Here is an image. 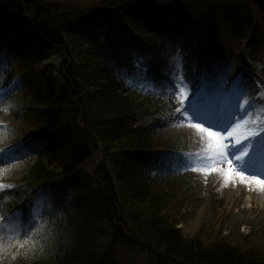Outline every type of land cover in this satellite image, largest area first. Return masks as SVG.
<instances>
[{"label":"trees","instance_id":"trees-1","mask_svg":"<svg viewBox=\"0 0 264 264\" xmlns=\"http://www.w3.org/2000/svg\"><path fill=\"white\" fill-rule=\"evenodd\" d=\"M177 1L109 0L97 9L0 0V25L14 34L11 66L36 105L14 111L31 126L8 145L21 144L23 155L0 157V171L22 168L0 191V264H117L114 241L124 239L150 247L148 264H264L262 243L242 250L235 241L205 244L181 234L175 206L181 211L184 182L170 168L187 145L155 143L158 118L178 102L179 79L193 99L205 73L219 78L232 66L223 28L234 39L239 30L248 34V56L264 75L254 16L264 0H197L199 12ZM178 53L187 56L176 60ZM53 54L60 61L40 68ZM98 153L95 184L90 176L71 179ZM42 189L50 197L37 217ZM16 211L23 232L8 238Z\"/></svg>","mask_w":264,"mask_h":264},{"label":"rangeland","instance_id":"rangeland-1","mask_svg":"<svg viewBox=\"0 0 264 264\" xmlns=\"http://www.w3.org/2000/svg\"><path fill=\"white\" fill-rule=\"evenodd\" d=\"M27 1H30L33 6L35 5L34 1H39L44 4L60 3L61 5H78L98 9L104 1L109 0ZM187 2L191 5L193 12L195 10L199 12L200 1L187 0ZM182 4H185L182 0L176 2L177 6ZM254 16L257 23V36L260 37L261 41L260 49L263 55L262 64L264 67V3H262V7L256 5ZM233 31L232 28L222 29V35L226 39V49L234 53L235 59L231 62L232 66L225 69L224 65L220 70L222 73L219 78H207L208 75H206L204 86L198 92L199 95L195 97L199 99L201 116L196 121L190 120L191 113L188 117H184L183 109L188 106L189 101L184 100L182 107L180 99H178L168 115L158 118V133L161 139L155 143L179 140L182 141L184 146L187 145L185 149L179 150L177 155L173 154L174 162L170 168L173 172L179 169L180 171L177 173L181 176H178V181L184 182L180 187L184 190V202L181 211H179L178 206H175L176 213L177 211L179 213L181 234L189 238L197 237L200 242L205 244L213 243L218 238L222 241H235L239 243L240 249L246 250L249 247H256L257 243L264 244L262 242L264 241V188L251 181L239 178H233L231 181L226 182L223 179V172L205 174L199 171V169L208 167L211 163L207 159L209 153L206 150V138L189 126L192 122L203 123L206 127L211 124L214 126V130L224 133L226 127L231 130L230 126L246 120L247 124L244 127L248 129L247 139L242 137L241 143L237 145L236 139L230 138L226 141L230 145L228 152L237 171L243 172L245 176H258L264 179V85L261 83L260 75L257 72L258 62L245 58L249 52L248 46L251 41L248 34L239 30V35L237 33V38L234 39ZM27 32L28 27L26 26L21 28L18 35L17 33L15 35L18 39ZM13 35L7 26L0 25V153L10 143L17 141V135L23 136L24 133L30 130L29 121H17L14 117V111L24 107L29 109L36 107L35 102L31 99L32 94H27V86L22 88L20 84L21 75L14 72L19 67H12L10 63V59L13 58V48L11 46V36ZM17 39L15 38V40ZM241 54L244 59H242ZM186 56L185 53H178L176 60ZM59 58L60 54H53L40 64V68L51 63V60L58 63ZM178 64L181 65V62ZM138 77H141L140 73ZM179 86V89L182 87L188 96L190 92L182 79H179ZM240 89H244V99L249 100V104L245 105L243 99H241L239 101L240 107H235L234 93ZM24 102L25 104L22 105L21 103ZM178 108H181L180 113L177 112ZM245 112H247V115H244ZM233 113H235V121L230 119ZM245 146H247L248 155L245 157L243 165H241L239 161L234 159L233 154L239 155L241 149ZM22 155V153L16 154L12 158L17 159ZM259 158H261L260 164L256 162V159L259 161ZM103 161L104 154L98 153L83 166L79 173L80 177L74 175L71 179L83 181L90 176L95 184L98 176L97 169ZM15 166L0 171V191L8 188L4 187L3 184L12 185L5 184V182H10L11 179L16 180L19 176V170L22 168L18 167L19 170L13 169ZM217 167L227 169L228 165L223 163L218 164ZM5 173L7 176H3ZM49 197L50 194L47 190H40L35 200V214H40L43 211ZM9 221L8 226L13 229L16 228L18 223L16 216H11ZM123 228L125 227L123 226ZM106 229L108 230L110 227ZM125 231L124 234H128V231ZM105 242L106 248H109L113 239L107 236ZM114 242L116 243L111 258L117 264L149 263L152 254L149 246L138 245L126 239Z\"/></svg>","mask_w":264,"mask_h":264},{"label":"snow or ice","instance_id":"snow-or-ice-1","mask_svg":"<svg viewBox=\"0 0 264 264\" xmlns=\"http://www.w3.org/2000/svg\"><path fill=\"white\" fill-rule=\"evenodd\" d=\"M142 72H146L147 69H141ZM244 89H240L234 93L235 107H240L239 101L243 99L245 105L249 104V100L244 99ZM181 106L183 107L184 100L187 99V93L181 87L178 93ZM177 112H181V108L177 109ZM191 113L190 120L196 121L201 116V108L199 104V99L194 98L189 101L188 106L183 109V116L188 117ZM247 115V112L244 113ZM232 121L236 120L235 113L230 117ZM247 124V121L244 120L242 123H235L234 126H230L231 130L227 127L224 130V133L214 130L213 125L205 126L203 123L192 122L190 127L197 130L202 137L206 138V150L209 153L207 159L211 161L210 165L205 168L199 169V171L204 172L205 174H211L212 172H223V179L228 182L233 178H239L242 180L251 181L257 184L259 187L264 188V179H261L258 176H245L243 172L237 171V168L233 165V159L230 158V153L228 149L230 147L228 141L230 138L236 139V144L241 143V138L247 139L248 129L244 127ZM226 133V134H225ZM255 134V133H254ZM234 147V146H233ZM11 151V149H9ZM248 155L247 146L241 149L239 155H234L233 157L236 161H239L241 165L245 162V157ZM227 163V169H221L217 167L218 164ZM23 247V245H21Z\"/></svg>","mask_w":264,"mask_h":264},{"label":"bare ground","instance_id":"bare-ground-1","mask_svg":"<svg viewBox=\"0 0 264 264\" xmlns=\"http://www.w3.org/2000/svg\"><path fill=\"white\" fill-rule=\"evenodd\" d=\"M245 185V184H244ZM244 211H245V209H244Z\"/></svg>","mask_w":264,"mask_h":264}]
</instances>
